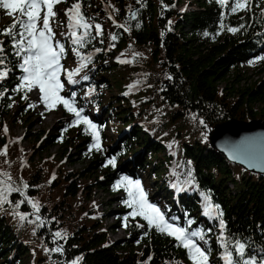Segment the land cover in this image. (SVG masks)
<instances>
[{
	"label": "trees",
	"instance_id": "1",
	"mask_svg": "<svg viewBox=\"0 0 264 264\" xmlns=\"http://www.w3.org/2000/svg\"><path fill=\"white\" fill-rule=\"evenodd\" d=\"M75 3L90 26L83 47L72 43L71 32L79 36L84 29H70L65 14ZM184 3L188 11L180 10ZM234 3L63 0L55 5L50 26L54 42L65 49L60 78L66 90L60 94L70 98L75 91L74 106L96 128L73 125L75 115L56 105L51 110L59 109L67 118L32 134L42 139L37 148L32 146L31 158L18 137L5 134L4 125L15 123L25 131L32 119L51 110L42 101L35 106L30 92L13 91L22 72L15 67L10 38L0 35L13 66L0 82V90L7 89L0 96V191L6 197L0 203V264H191L179 242L130 216L125 203L123 213L140 224H130L124 240L108 241L105 212L93 210L95 193L108 191L125 176L141 182L148 201L166 219L175 218L169 222L184 227L186 219L193 220L192 228L206 234L212 264H222L219 220L214 207L205 214L201 196L209 193L223 213L225 236L246 242L245 258L264 262V174L230 162L210 145V134L227 121L264 120V64L257 70L262 76L248 84L241 85L238 74L241 65L261 60L264 0H250L233 13ZM10 24H0V29ZM97 24L101 35H96ZM73 48L91 59L73 77L79 83L69 85L67 72L81 63ZM67 61L72 69H65ZM92 131L98 132L99 151L90 147ZM56 145L64 151L74 148L78 155L93 154V159L85 169L65 170L62 157L68 154L48 152ZM112 157L115 167L107 164ZM174 184L186 190L177 193ZM59 246L62 252L51 251Z\"/></svg>",
	"mask_w": 264,
	"mask_h": 264
},
{
	"label": "snow or ice",
	"instance_id": "2",
	"mask_svg": "<svg viewBox=\"0 0 264 264\" xmlns=\"http://www.w3.org/2000/svg\"><path fill=\"white\" fill-rule=\"evenodd\" d=\"M61 2L63 0H0V9L6 10V14L13 17L12 24L0 29V35L10 38L11 48L13 50L12 54L17 58L15 67H18L22 72L19 83L13 91L20 92L26 90L27 92H32L38 89L40 93L39 98L48 110L55 108L56 105H63L69 113L75 115L76 120L73 121V125L83 123L89 129H95L96 125L87 116L82 115L83 109H78L74 106L76 92H71L70 98H66L60 94L66 90L65 84L61 82L60 78L62 68L61 58L65 49L59 41L54 42V33L50 26V19L56 15L54 6ZM216 2L224 6L227 0H216ZM249 3L250 0H235L234 6H231V11L234 13L238 9L245 8ZM65 14L68 16L70 29H84L83 35L79 36L75 31L71 32V36L73 37L72 43L83 47L85 38L90 35L88 31L90 26L84 21V17L80 12V4H73L70 9L66 10ZM95 28L96 35H101V26L97 24ZM125 30L127 31V29ZM228 30L231 32L238 31L235 28H229ZM205 35H208V33H205ZM112 39L115 40L116 36L113 35ZM72 51L80 57L81 63L79 67L67 72V83L69 85L79 83L73 77L86 66L83 61L85 59H91V55L86 58L81 57L77 48H73ZM96 51H99V49H96ZM135 55L141 54L136 53ZM261 59H264V57H261ZM12 71L13 66H10L7 60L5 41L0 40V82L6 80ZM88 79L89 77L87 75L83 77L85 81ZM5 91L7 89L0 90V96H3ZM89 91L92 90L90 89ZM23 98L27 99V95ZM29 106L31 107V105ZM200 123L203 124L204 121L201 120ZM92 138L94 144L90 147H95L98 151L101 150L97 131H92ZM115 162L116 157H112L108 159L107 164L115 167ZM189 177L187 183L191 184L193 182L191 173H189ZM2 183L0 181V184ZM121 187L128 194V199L124 203L131 209L130 216H139L147 222V226L150 229L154 228L157 232L174 238L175 241L179 242V246H182L186 250L191 264H212V250L209 247H205L209 243L208 239H206V234L203 230L192 228L193 220L190 218L186 219L184 227L169 222V219L175 218L166 219L161 209L148 201L147 194L139 180H133L126 176L121 177L114 186V190H118ZM172 187L177 193L186 190L175 184ZM7 190L13 191L10 186ZM201 196L206 206L205 214H207V209L214 207L216 219L219 220L220 236L218 239L220 240V246L223 251L218 256V259L222 261V264H264V262L256 261L254 257L245 258L246 242L225 236L223 213L219 209V205H212L209 193H201ZM4 199L6 197L3 196V191H0V203H3ZM32 207L39 211L37 204L33 203ZM20 218L23 220L26 217L21 215ZM125 220H127V217H125ZM210 231L211 229L208 230V232ZM54 235L61 237L62 234L56 232ZM66 236L67 234L65 233L64 237L66 238ZM200 242H203V244ZM229 245H232V250H229ZM45 250L48 251V249ZM51 251L62 252V246L53 248Z\"/></svg>",
	"mask_w": 264,
	"mask_h": 264
},
{
	"label": "rangeland",
	"instance_id": "3",
	"mask_svg": "<svg viewBox=\"0 0 264 264\" xmlns=\"http://www.w3.org/2000/svg\"><path fill=\"white\" fill-rule=\"evenodd\" d=\"M0 10V24H10V22L13 20V17L8 16L6 14V10ZM180 10L188 11L189 7H187L186 3H184L180 6ZM261 57H264V50L262 51ZM251 62L252 63L249 62L239 67L238 74L241 79V85H244L246 83L248 84L249 82H252L262 76L260 73H257V70L260 65L262 66L264 64V59H261L260 61L256 60ZM66 68L72 69L73 63L67 61L65 63V69ZM30 97L35 106H40L41 100L39 98L40 93L38 89L30 92ZM40 110L43 111L44 109L41 108ZM64 118H67V116H63L61 110L55 109L48 112L42 119H32L30 126L26 128L25 131L24 128H22L20 125H17L15 123H9L4 125V132L7 136L11 133L12 135L18 137L21 140V148L26 151L31 158V156L34 155V153L32 152V146L37 148L39 145V141L42 139L41 138L40 140H37L34 136H32V134L40 130H44V132H47L49 127L55 125L57 121ZM5 129H7V131H5ZM48 152L50 154L60 156H62L63 152H65V155L68 154L67 157H62L64 169L74 172H77L81 169H85L86 165H88L93 159V154L88 153L83 155V153H80L78 155L76 154V150L74 148H69L68 151H64L60 145H56L50 148ZM97 175H100V173H97ZM115 185L116 184H112V186L108 187V191H96L95 206L93 207V210L96 214L105 212L102 220L105 226L104 231L107 234V239L109 242H119L124 240L128 237V228H130V224H140V222L135 218L133 219L126 213H123L124 201L126 200L125 197L128 194L123 187L119 188L118 190H114ZM125 217H127V220H125ZM133 245L134 251L139 249L138 243H133ZM27 260L29 261V259Z\"/></svg>",
	"mask_w": 264,
	"mask_h": 264
},
{
	"label": "water",
	"instance_id": "4",
	"mask_svg": "<svg viewBox=\"0 0 264 264\" xmlns=\"http://www.w3.org/2000/svg\"><path fill=\"white\" fill-rule=\"evenodd\" d=\"M210 145L230 162L264 174V121H227L210 134Z\"/></svg>",
	"mask_w": 264,
	"mask_h": 264
},
{
	"label": "bare ground",
	"instance_id": "5",
	"mask_svg": "<svg viewBox=\"0 0 264 264\" xmlns=\"http://www.w3.org/2000/svg\"><path fill=\"white\" fill-rule=\"evenodd\" d=\"M259 120V119H258ZM264 121V120H263ZM243 122V121H242ZM247 122V121H246ZM233 163V162H232ZM235 164V163H234Z\"/></svg>",
	"mask_w": 264,
	"mask_h": 264
}]
</instances>
